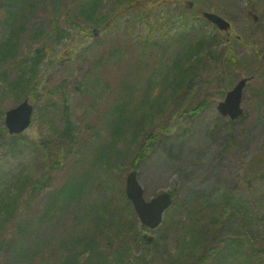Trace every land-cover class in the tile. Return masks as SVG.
<instances>
[{"label":"rangeland","instance_id":"1","mask_svg":"<svg viewBox=\"0 0 264 264\" xmlns=\"http://www.w3.org/2000/svg\"><path fill=\"white\" fill-rule=\"evenodd\" d=\"M53 1L45 0L38 3L32 11L25 9V28L18 32L17 37L15 36L16 45L13 51L15 57L4 59L0 65V72L9 67L16 73L20 71L21 66H31L32 58H38L33 84L39 75H42L36 92L41 97L35 101L30 100L34 106L31 125L20 134L21 137L0 138V169L4 171L5 180H12V176L18 175L21 170L30 178L38 175L39 169L34 159L35 143L53 136L54 126L61 120L62 107L58 103L59 95L47 97L42 94L44 86L66 83L70 95L67 110L71 119L80 125L77 145L62 163V168L52 173V183L58 186L68 173L83 170L81 163L74 164L80 152L89 156L94 144L103 142V138H97L98 135H94L90 127L98 130L100 135L104 133V140L108 139L107 133L103 129L101 131L99 125L102 116L100 112L106 108L98 106L90 110L88 96L83 92L74 91L75 86L82 87L81 80L89 64L99 57L102 61L110 59L106 67L103 66V70L101 68V73L104 80L113 82L116 89L121 77L127 75L135 60L132 52L128 50L125 56L131 61L116 65L109 56L112 47L122 52L121 49L136 44L141 38H152L159 26L163 30L179 31L180 25L185 24L186 29L181 33L165 35V39L172 46L166 52L168 57L166 62L169 63L174 58L177 48L181 53L188 37L198 29L194 25L200 23L199 29L205 31L209 37L204 44L207 55L192 56L187 78L183 75L184 89L180 94L178 92L177 96H171L173 90L169 86L165 87V90L162 89L163 93L168 95L162 114L148 127L143 128L142 133L135 139L136 144L131 148L134 149L141 144L151 129L158 128L154 141H148V144H152L150 153L138 163L137 178L144 189L146 199L160 191L174 192L173 199L179 205L173 204L172 210L180 216L181 225L172 230L159 226L151 232L155 235V244H151L141 239V233L147 229L135 218L137 231L127 232L128 247L124 243L125 230L123 235L121 232H114L111 234L112 241L108 247L107 258L112 264V253L120 245H125L127 248L125 259L115 264H192L197 257L203 256V242H207L206 238L208 242L225 239L236 226L222 223L207 233V227L214 222L200 224L187 206L191 201H198L197 199L211 204L218 202L224 194L233 190L236 203L252 210L251 215L264 214V176L256 177L258 173H264V64L244 89L242 116L227 121L216 108L217 102L223 99L225 92L236 80L249 75L255 68L256 56L258 54L264 56V0H186L194 2V8H188L183 4L184 0H180V3L176 0H142L140 7L124 12L115 11V6H119L117 0H104L102 3L104 11L113 7L109 11L112 19L109 18L108 27L96 29L93 22L85 21L81 15L78 16L80 19H76L79 27L60 28L68 34L60 39L55 30L45 36L50 30L48 23H52L53 18H59V14L54 10ZM81 1L83 0H63L64 16L66 17L65 11L69 5L71 15L76 16L78 10L76 6ZM251 8L257 17L256 21L247 14ZM201 10L216 12L229 20L230 33H220L216 38L214 27L199 17ZM5 14L0 1V31H3L0 38L10 32L3 24ZM174 26L176 27L173 28ZM95 32L96 34H93ZM38 34L44 35L34 39L33 37ZM154 40L153 45L156 44ZM162 47L165 51L167 43L165 42ZM51 48H55L54 53L51 52ZM65 48L68 49L67 53L64 51ZM155 48L158 49L160 46ZM163 61L164 57L161 62ZM117 75L119 80L116 82ZM13 77L12 74L9 79ZM88 85L92 87L93 83L89 80ZM31 88L32 85L29 90ZM159 90L158 88L157 92ZM18 92L19 90H16L4 96V110L16 105L17 100L23 98L24 95ZM200 102L204 104L198 105ZM123 145L122 141L116 142V147ZM125 157L123 164L117 163L115 169L118 168L116 172L119 173V177L114 179L115 182L119 180L123 192L125 176L130 169V159ZM5 180L0 182L1 192L10 187L8 186L10 181L4 183ZM94 180L92 174L86 179L85 186ZM110 182L112 183V180ZM48 190L38 193L40 198L44 199L49 193ZM84 194L82 203L90 201L91 198L88 188ZM198 209L197 203L193 207V212ZM228 210L225 209V212ZM92 213L96 217V212ZM84 215L86 214L83 213L82 217L80 213L71 211L70 225L75 226L72 223H76L82 227L84 220L89 219ZM203 229L207 233L205 239L201 237ZM214 231L216 233L213 236ZM259 238L262 243L255 247L264 248V229ZM107 244L108 242H105L103 247ZM262 255L255 251L254 258L249 260V264H264Z\"/></svg>","mask_w":264,"mask_h":264},{"label":"trees","instance_id":"2","mask_svg":"<svg viewBox=\"0 0 264 264\" xmlns=\"http://www.w3.org/2000/svg\"><path fill=\"white\" fill-rule=\"evenodd\" d=\"M0 1L1 8L6 13L3 24L10 29L9 33L0 38L1 65L4 59L15 57L13 52L16 45L15 36L17 37L18 32L25 28V9L32 11L38 6V3L45 0ZM103 1H81L76 6L78 9L76 16L71 15V6L69 5L65 11V17L63 0H54V10L59 14V18H53L52 23H48L50 30L45 36L55 30L58 39L66 37L68 34L60 28L79 27L76 19H80L78 16L81 15L85 21L93 22L96 28L108 27L109 18L112 19L109 11L113 7L104 11ZM141 1L125 0L122 2V0H117L119 6H115L114 9L121 12L133 11L141 6ZM176 2L180 3V0H176ZM134 16L136 15L134 14ZM184 26L185 24L180 25L181 31ZM199 28L188 37L181 53L177 48L174 58L169 63L166 62L168 60L166 52L172 46L165 39V35L170 34L171 30H163L161 26L153 34L155 38H153L154 36L141 38L136 44H130L122 52L112 48L109 56L116 65L131 61L125 56L128 50L132 52L133 60H135L131 68L128 69L127 75L121 77L116 89L113 87V82L104 80L101 73V68L106 67V63L110 59L102 61V58L99 57L89 64L81 80L82 87L75 86L74 91L83 92L88 96L90 110L98 106L106 108L100 112L102 116L99 125L100 130L103 129L107 133L108 139L104 140V133L100 135L98 130L95 131L90 127L94 135H98L97 138H103V142H96L94 147L92 146L89 156L80 152L74 164L81 163L83 170L79 171L78 169L73 174L68 173L58 186H54L52 183V173L62 168V163L77 145L80 125L71 119L67 110L70 95L65 82L42 88V94L47 97L59 95L58 103L62 107L61 120L58 125L54 126L53 136L44 140L40 139L35 143L34 155L36 157L34 159L35 165L39 169L36 177L30 178L21 170L18 175L12 176V180H5L4 171L0 169V182L10 181L8 183L10 187L4 192L0 191V264H110L108 247L111 246V234L121 232L123 235L125 230L124 243L126 246L128 245L126 234L131 230L137 231L135 222L137 216L122 190L121 183L119 180L118 182L114 180L119 177V173L116 172L118 168H115L118 166L117 163L123 164L126 160L125 156H127L130 159V169H136L138 163L150 153L152 144H148V141H154L153 139L156 138L157 127L154 130L151 129L144 141L136 148L131 149L132 145L136 144L135 139L142 133L143 128L148 127L162 114L163 105L166 96H168L167 93H163L162 89L165 90V87L169 86L173 90L171 96H177L178 92L180 94V91L184 89L182 86L183 75H186L187 78L188 69L191 68L193 60L192 56L207 55V52L204 51V44L209 37L205 31H201ZM173 31L175 35L181 33L175 29ZM42 35L44 34H38L33 38L39 39ZM153 40L156 42L154 45ZM165 42L167 48L164 51L162 46ZM157 46L160 48H155ZM64 51L67 53L68 49L65 48ZM51 52L54 53L55 48H51ZM163 57L165 61L161 62ZM37 59L32 58L31 66H21L20 71L16 73L9 67H5L0 72V138L2 139L21 137L20 134L9 135L4 127V96L19 90L18 93L24 95L23 98H28L31 101L41 97L36 92L42 75H39L34 84L32 82L37 72ZM260 61L261 59L258 58V63ZM12 74L14 77L9 79ZM89 80L93 83L92 87L88 85ZM118 80L117 75L116 82ZM31 85L32 88L29 90ZM158 88L160 90L157 92ZM21 98L20 100L23 99ZM203 104L204 102H200L198 105L202 106ZM93 140L95 141L96 137ZM118 141H122L124 145L116 147ZM92 174L95 180L85 186L86 179L90 178ZM263 176L264 173L256 175V177ZM86 188L89 189L91 198L90 201L82 203ZM45 189H49V193L42 199L38 193ZM171 194L174 196L173 191ZM197 200L191 201L187 206L200 224L214 222L213 225L207 227V233L212 232L222 223L227 226L233 224L236 226L225 239L217 241L214 239L208 242L206 238L207 242H203V256L197 257L192 264H249V260L254 258L255 251L264 255V248L256 246L258 248L256 250L255 247L262 243L259 236L264 229V214L261 216L251 215L252 210L236 203L233 190L224 194L219 200L220 202L217 200L218 202L208 204L205 200ZM175 203L179 205L173 200V204ZM197 203L199 209L194 213L193 207ZM172 208L171 206L165 212L160 225L169 230L181 225L180 216ZM225 209H229L228 212H225ZM71 211L80 213L82 217L85 213L84 217L88 216L89 219L84 220L82 227L76 223H72L75 226H71L69 222ZM92 211L96 212V217L93 216ZM16 216L20 217L16 218ZM207 233L203 229L201 237L205 239ZM215 233L216 231L213 232V236ZM105 242L108 244L103 247ZM152 244H155V241ZM126 246L120 245L112 253V264L125 259Z\"/></svg>","mask_w":264,"mask_h":264},{"label":"water","instance_id":"3","mask_svg":"<svg viewBox=\"0 0 264 264\" xmlns=\"http://www.w3.org/2000/svg\"><path fill=\"white\" fill-rule=\"evenodd\" d=\"M203 15L216 24L220 29H227L229 23L218 15L210 12H204ZM247 78H241L235 86L226 93L223 101L217 105L218 110L223 115H229L236 118L242 113L240 107L242 89L245 86ZM32 114V105L27 100L12 107L5 112L4 122L9 133H18L23 131L30 123ZM125 192L141 222L150 228L156 227L162 220L163 211L170 205L171 197L169 192H162L145 200L143 197V188L136 178V171H130L126 176ZM148 239H151L149 237Z\"/></svg>","mask_w":264,"mask_h":264}]
</instances>
